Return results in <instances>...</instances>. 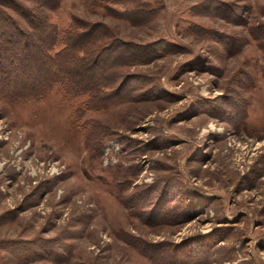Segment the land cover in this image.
Here are the masks:
<instances>
[{"label": "rangeland", "instance_id": "obj_1", "mask_svg": "<svg viewBox=\"0 0 264 264\" xmlns=\"http://www.w3.org/2000/svg\"><path fill=\"white\" fill-rule=\"evenodd\" d=\"M49 14L109 30L128 55L167 46L121 68L98 110L0 85V264H264V0H60Z\"/></svg>", "mask_w": 264, "mask_h": 264}, {"label": "trees", "instance_id": "obj_2", "mask_svg": "<svg viewBox=\"0 0 264 264\" xmlns=\"http://www.w3.org/2000/svg\"><path fill=\"white\" fill-rule=\"evenodd\" d=\"M11 1L15 0L0 1V85L13 98L21 93L17 85L22 91L27 88L24 95L32 99L44 98L55 87H59L68 97L88 95L86 109L98 110L103 106L102 103L106 106L107 101L111 99L109 91L113 84L116 85L125 79L122 76L124 66L129 63L147 62L157 57V52L160 54L161 50L165 49L166 43L163 41H158L151 47L130 45V50L139 51V54L129 52L128 55L121 40L108 36L109 30H103L100 34H89L76 18L69 28L59 30L50 21L49 11L55 9L60 0H34L40 7L36 18L26 15L23 9H16ZM92 1L96 6L101 0ZM3 5L19 13L32 31H24L25 29L11 19ZM106 7L114 13L110 6ZM120 15L128 17L126 14ZM148 17V14L144 13L141 19L147 20ZM109 37L110 42L107 41ZM101 38L105 41L100 42ZM108 45L113 51L112 61L96 70L97 64L108 50ZM29 54H34L35 58L26 59ZM35 73L45 74L41 82L43 85L38 90L33 88L30 80Z\"/></svg>", "mask_w": 264, "mask_h": 264}]
</instances>
